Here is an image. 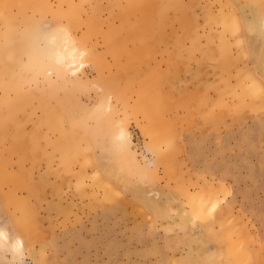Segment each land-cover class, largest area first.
<instances>
[{"label": "rangeland", "instance_id": "obj_1", "mask_svg": "<svg viewBox=\"0 0 264 264\" xmlns=\"http://www.w3.org/2000/svg\"><path fill=\"white\" fill-rule=\"evenodd\" d=\"M0 3V230L26 264H264V61L240 36L264 0Z\"/></svg>", "mask_w": 264, "mask_h": 264}, {"label": "crops", "instance_id": "obj_2", "mask_svg": "<svg viewBox=\"0 0 264 264\" xmlns=\"http://www.w3.org/2000/svg\"><path fill=\"white\" fill-rule=\"evenodd\" d=\"M251 8L255 11L251 13L244 11V16L241 18L243 33L240 36L241 40L246 43L244 49L248 53L249 62L254 66H259L264 61V24L259 25L264 14H261L263 8Z\"/></svg>", "mask_w": 264, "mask_h": 264}, {"label": "clouds", "instance_id": "obj_3", "mask_svg": "<svg viewBox=\"0 0 264 264\" xmlns=\"http://www.w3.org/2000/svg\"><path fill=\"white\" fill-rule=\"evenodd\" d=\"M0 264H26L29 259V250L25 246L24 238L20 235L14 237L9 232L0 230Z\"/></svg>", "mask_w": 264, "mask_h": 264}, {"label": "bare ground", "instance_id": "obj_4", "mask_svg": "<svg viewBox=\"0 0 264 264\" xmlns=\"http://www.w3.org/2000/svg\"><path fill=\"white\" fill-rule=\"evenodd\" d=\"M1 4V3H0ZM6 9H7V7H6ZM9 15V14H8ZM8 15H7V17H8ZM12 16V15H11ZM3 20L5 19V16H4V14H3ZM7 20H10V19H7ZM4 23H6L5 21H3ZM3 23V24H4ZM7 23H8V21H7ZM6 23V24H7ZM6 24L4 25V26H6ZM8 26H9V24H8ZM10 27V26H9ZM6 28V27H5ZM4 28V29H5ZM10 29V28H9ZM8 29V30H9ZM25 30V29H24ZM3 31V30H2ZM4 31H6L7 32V30H4ZM9 32V31H8ZM1 33V32H0ZM1 35V34H0ZM3 35V34H2ZM4 35H5V33H4ZM3 35V36H4ZM6 36V35H5ZM29 37V36H28ZM62 37H63V35H62ZM5 38V37H4ZM7 38H8V36H7ZM33 38V37H32ZM61 38V37H60ZM64 38V37H63ZM35 39V37L33 38V39H31V40H33V42L35 41L34 40ZM29 40V39H28ZM27 40V41H28ZM3 41V40H2ZM30 42H32V41H30ZM54 42V41H53ZM28 43V42H27ZM36 43V42H35ZM55 43V42H54ZM68 43V42H67ZM3 44V43H2ZM26 45V44H25ZM33 44L31 43V46H32ZM64 45V44H63ZM37 46V45H36ZM65 46V45H64ZM46 47V46H45ZM54 47V46H53ZM38 48V47H37ZM63 48H65V47H63ZM39 49H40V47H39ZM54 50H56V49H54ZM8 51V50H7ZM58 51V50H57ZM57 51H55V52H57ZM63 51V50H62ZM47 52V51H46ZM54 52V54H52V52L50 53V55H48V56H46L47 57V59L46 60H49V63H50V61L52 62V63H54V64H56V66L57 65H61L65 60H66V64H65V69H67V68H71V67H73V66H75V63H76V58L75 57H72L70 54H68L67 52H64V53H55ZM7 53V52H6ZM77 57H79V56H77ZM41 58H45V56L43 57H41ZM69 60H68V59ZM67 60H68V62H67ZM43 62V61H42ZM80 66V65H79ZM79 66H77V67H79ZM60 67V66H59ZM64 67V66H63ZM62 67V65H61V68H63ZM77 67H75V68H73V69H70V71L69 72H71V73H74L75 74V72H78L77 70H78V68ZM48 70H50V69H48ZM47 70V72H49ZM57 70V69H56ZM64 71V70H63ZM63 71H62V73H63ZM68 71V70H67ZM46 72V73H47ZM45 73V74H46ZM70 73V74H71ZM44 74V75H45ZM50 74H51V72H50ZM43 75V76H44ZM63 75V74H62ZM47 76V75H46ZM59 76V75H58ZM12 78V77H11ZM63 78V77H62ZM49 79V78H48ZM39 81V80H38ZM50 83H52V82H50ZM49 86V85H48ZM23 87V86H22ZM41 87V86H40ZM106 108V107H105ZM107 109V108H106ZM101 110V109H100ZM99 110V111H100ZM105 110V109H104ZM106 111V110H105ZM107 113V112H106ZM94 128V127H93ZM122 136V135H121ZM206 204H207V202H206ZM206 204L205 205H201V204H199V203H197L196 204V206L194 207L196 210H195V212H196V216H199L200 215V213L201 212H207V213H209V214H211V211H212V209H213V205H210V206H208V207H206ZM205 206V207H204ZM193 208V209H194ZM204 208V209H203Z\"/></svg>", "mask_w": 264, "mask_h": 264}]
</instances>
